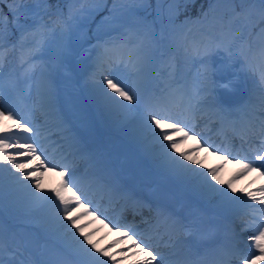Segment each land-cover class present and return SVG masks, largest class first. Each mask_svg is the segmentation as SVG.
I'll return each mask as SVG.
<instances>
[{"label": "snow or ice", "instance_id": "obj_1", "mask_svg": "<svg viewBox=\"0 0 264 264\" xmlns=\"http://www.w3.org/2000/svg\"><path fill=\"white\" fill-rule=\"evenodd\" d=\"M3 2L8 11L0 10V212L7 205L32 217L51 249L46 260L18 261L20 246L10 251L0 226V264H124L133 256L139 257L135 264H264V185L253 191L235 187L237 180L250 173L264 178V0H213L207 11L202 10L195 18L185 16L182 21V11L186 12L195 0H170L166 23L158 25L156 20L137 17L131 27L122 22L121 16L132 14L136 8L151 7L150 0H113L109 16L105 17L113 27L97 36L91 46L96 56L87 82L97 103L114 117L118 127L130 130L146 161L162 180L184 186L225 213L237 204L246 207L247 211L238 217L239 224L230 222L224 239L203 253L186 239L215 235V227L201 220H189L164 208H157L150 220L143 221L148 225L146 232L137 231L136 225L123 220H112L94 203V194L108 203L123 201L124 211L134 216L147 205L122 182L110 154L102 149L89 151L73 136L77 154L90 161L88 168L76 167L75 160L69 161L60 149L49 151L45 141L52 140V136H45L47 121L38 125L3 103L5 76L9 77V92H16L20 86L21 78L10 75L5 68L8 52L18 51L22 78L34 80L38 71L42 77L38 95L44 115L59 116L55 74L64 70L66 41L79 30L82 19L102 10L100 5L107 7V0H71L72 5L80 7L70 5L67 13L58 10L55 14H50L48 0H31L33 8L28 7L29 0ZM221 2L227 10L219 15L216 5ZM88 4L95 7L86 8ZM22 19H32L33 23H21ZM13 29L19 36L10 43ZM157 33L161 39L167 34L185 57L204 68L222 52L256 78L258 91H250L240 105H226L218 92L235 91L237 80L216 81L207 71L201 73L203 79L194 93L176 83L146 91L142 78L152 48L160 42ZM86 35L81 33L82 38ZM53 37L60 41L54 60L38 68L35 62ZM124 51L128 52L126 60L114 55ZM203 105L211 109L219 123L231 128V136L226 135L222 146L201 139L202 133L187 119V113ZM66 125L67 121L60 117L63 132H72ZM190 139L198 146L195 152L202 148L222 163L209 168L193 151H182L181 145ZM232 139L247 144L248 151L232 149ZM55 144L52 140L53 147ZM256 144L259 146L253 147ZM228 163L239 164L241 170L234 179L225 181L220 174ZM49 173L59 177V183L46 189L44 178ZM86 216L95 220L103 216L101 223L110 222L104 227L120 233L122 240L114 241L111 247L127 241L131 244L119 253L100 247L92 238L95 233L86 231L87 225L81 222ZM161 248L169 251L165 253ZM118 254L123 259H117Z\"/></svg>", "mask_w": 264, "mask_h": 264}, {"label": "rangeland", "instance_id": "obj_2", "mask_svg": "<svg viewBox=\"0 0 264 264\" xmlns=\"http://www.w3.org/2000/svg\"><path fill=\"white\" fill-rule=\"evenodd\" d=\"M155 1V0H154ZM158 3L163 0H156ZM151 5H152V0H150ZM29 4H32L31 0H29ZM113 6V1L112 4L109 6V2L107 0V7H104V5H100V8L102 10L93 12L90 17H86L80 21V28L77 31H74L71 35V38L66 41L68 47L67 51L64 57L65 61V67L64 70L58 72L55 74V80L58 78L60 82H63V89L66 90L67 95L62 94L59 92V99L61 100L65 111L67 114L72 117L73 120H75L79 116V111L81 107L88 108L87 106L89 105L90 109L93 112V115L95 118L92 116L87 117V116H82L78 119V121H74L77 125H79L86 133V137L89 140H95L96 133L97 135H100L99 138L101 139L102 143L104 141V138L107 134V132L110 129L113 130H118L122 129L118 127L114 123V117L104 111L102 107L97 103L92 86L88 84V69L91 68V61L92 58L96 56L95 51H91V46L96 43V37L99 35H102L101 33L104 32H109L112 29V25L108 24L107 21L105 20V17L109 16V12L107 11L108 9H111ZM77 7H80L79 4H77ZM76 7V8H77ZM86 8H93L95 7L94 4H88L85 6ZM143 8H136L137 10L139 9H144ZM50 14H55L57 11L53 9H49ZM108 12V13H107ZM54 18V17H53ZM98 19V23H100L99 26L93 25L94 21ZM122 22L127 24L130 21V15L127 16H121ZM131 27V25L129 26ZM98 28L101 29L98 31ZM122 30V29H121ZM101 32V33H100ZM81 33H86V38H82ZM113 35H116L115 32L112 33ZM107 38V37H105ZM59 37H53L50 38L49 43L44 47L42 50V56L36 60V65L38 68H43L45 65H50L52 64L54 57L56 55V52L58 51L59 47ZM12 51L8 52L7 56V62L5 64L6 70L10 68V71L8 73L12 76L15 77H22L21 73L22 70L16 66V64L19 66L20 61L19 57L18 58H11ZM120 53V52H119ZM20 56V54H19ZM52 61V62H51ZM168 61L167 58H161V67L166 73H169L167 71V68H164L163 65ZM51 62L50 64H48ZM16 63V64H15ZM187 70L189 72L192 71V69L188 68L186 65H181L180 70H177L176 74L181 76L182 78H186L187 75ZM13 71V72H12ZM90 72V71H89ZM154 77V69L148 68L147 71L144 73L142 82H149L150 84L153 81ZM8 76H5V91L3 94V103L7 107L8 105H18L17 100L19 102H25L26 100L28 103H25L23 106L24 111L26 112L27 104H29V100L32 99V102L30 103L31 107H33L34 111L36 114H38L43 120L48 119V121L52 122L53 118L46 117L44 115L43 109L40 107L39 102H38V88L36 84H40L38 82V79L35 77L34 80H24L23 78L21 79L19 89L16 92H9L8 87H7V82H8ZM35 85V86H34ZM29 86H31V94H28V89ZM34 88L32 89V87ZM41 108V109H40ZM32 114V113H31ZM30 119V118H29ZM56 121V119L54 118ZM72 121V120H71ZM57 122V121H56ZM98 126V127H97ZM97 127V128H96ZM59 128H55L54 132L59 130ZM123 130V129H122ZM129 132V135H131V132L129 129H126ZM96 131V132H95ZM51 134V133H49ZM53 135V134H52ZM58 137V136H57ZM56 136L53 137V139L56 141L57 138ZM69 134H65L63 131L61 133V138L63 139L61 143L62 147V152L66 151L69 147ZM133 138V137H132ZM134 140V139H133ZM52 143V141H51ZM188 143H184L181 145V150L182 151H193L194 154H197L195 150L191 149H182V146H186ZM49 145V143H48ZM57 149V146H55ZM98 148L96 147L95 150ZM102 150L106 151L107 153L110 154V157L115 165V167L119 168L120 164L124 165V170L120 171L121 175L123 178L127 181H131L133 183H140L142 185L145 180L148 182V186L153 185L154 183L156 184V188L154 191V196L159 195L160 200H165L166 197V192H169V195L167 196V202L170 204L172 207L174 205L175 200L173 195L171 194V189L169 182L163 181L160 175L153 170V174L149 173V168L146 166L144 159L140 155H134L135 163H133L130 160V157L133 159V155H129L131 152L128 150L126 144L124 143H117L114 142L112 144L106 142L104 145L102 144ZM51 152V151H50ZM53 152H56L54 150ZM68 153V152H67ZM71 153V152H69ZM199 156V154H198ZM213 156L211 155V158ZM75 160L76 165L80 163V158L78 156H70L69 161ZM133 159V160H134ZM88 168V167H86ZM19 175V173H17ZM153 176L152 179H149L148 177ZM53 181L47 186L46 189L54 188L59 182V177L57 176H52ZM142 179V180H141ZM192 199H196V196L193 195L191 196ZM123 202L120 201L119 203L115 202L109 210L105 211L107 216L111 217L112 220H118V215H115V211L119 208V211L121 210V207L119 204ZM91 206L89 205V208ZM15 211L10 209L7 205L5 206L1 218H0V225L3 228L4 231V242L7 247H16L20 246L23 247L24 243L26 242V234L25 232L21 229L22 226H27L28 228L32 229L34 231V244L38 249H41V245L45 244L48 242L45 239V236L42 232V230L39 228V226L34 222V219L32 217L27 216V219L23 222V224H17L13 218L10 212ZM83 211V209L81 210ZM18 214H21V217L24 216V214L15 211ZM114 215V216H113ZM123 217L125 218V222L130 223L131 220L134 218L128 219V216L126 215V212H123ZM87 219H90L91 216H86ZM81 221L83 224L87 225L86 231L90 230V224L88 222H85V218ZM116 218V219H115ZM24 218H19V220H23ZM28 219H31L30 222ZM110 225V222H109ZM138 226V225H136ZM100 226H98L96 229L98 230ZM100 233L102 232L99 230ZM123 231V229L121 230ZM137 231H140L139 227H137ZM112 233L116 234L115 231H111ZM245 234V233H243ZM110 233L106 234L103 232V234L100 237H97L96 235L93 236V238L97 239L95 241L99 242L100 247H105L106 245L103 244V246L100 244V241L104 239L105 237H108ZM244 237L247 236V234L243 235ZM27 237L29 239L28 244L29 246L33 245V233L29 232L27 234ZM113 243V240L110 239L109 242L107 243L108 247L110 249L118 247V244H116L115 247H111ZM51 247V244H50ZM49 247V248H50ZM11 250H14L11 248ZM33 252H36L35 254L32 255L31 261H43L46 260L50 257V249H47L45 252H41V256L38 250L33 249ZM19 253L21 255H25L26 252L23 250H20ZM117 253V249L113 252ZM16 260H19L18 257H16ZM125 264H129L130 261H124Z\"/></svg>", "mask_w": 264, "mask_h": 264}, {"label": "bare ground", "instance_id": "obj_3", "mask_svg": "<svg viewBox=\"0 0 264 264\" xmlns=\"http://www.w3.org/2000/svg\"><path fill=\"white\" fill-rule=\"evenodd\" d=\"M36 78L38 79V82L39 83H41V80H42V77L40 76V73L39 72H37V74H36ZM37 86H39L40 84H36ZM38 102H39V105H40V107H41V98H40V96H38ZM41 109V108H40ZM57 112H58V110H57ZM56 115H53V116H49V117H51V118H53L52 119V122L51 121H48V119H46V120H43L40 116H38V117H36V119H35V123L36 124H38V125H44L45 124V121H47V125H46V127H47V131L45 132V136H52V140H54L53 139V137L54 136H61V133H62V131H60V132H56L55 133V135H52V134H49L54 128H56V127H59V125H60V119H59V117H57L56 116V119H57V122L54 120V117H55ZM192 116V118H194V115L192 114L191 115ZM57 140H56V146H57V149H60V150H62V147H61V143H62V141H63V139L62 138H56ZM52 140H46L45 141V143L46 142H49V141H52ZM81 142V141H80ZM73 143V146L70 148H68L66 151H68V150H72V154L73 155H78L77 154V148H76V144H75V142L73 141L72 142ZM190 144H195L196 143V141H194V140H192L191 142H189ZM187 145V144H186ZM82 146V145H81ZM54 147L52 146V144H50V146H49V149H50V151H53L54 149H53ZM201 150H203V149H201ZM201 150H199L198 151V153H201L200 154V160L201 161H203V163L205 164V165H207V166H209V164H211L212 162H216V163H222V161L221 160H219L217 157H215V159L212 161L210 158H209V156L207 157V155L208 154H204V153H202L201 152ZM66 151H64L63 153L65 154V155H68L69 156V159H70V156H72V155H70V154H67L66 153ZM196 155V157L198 158V156H197V154H195ZM203 159V160H202ZM84 162V161H83ZM82 165H83V163H82ZM256 174V173H255ZM52 176H55L54 174H52V173H49V174H47L46 176H45V178H44V187L45 188H47V186L53 181V177ZM248 177L250 178V181H255V182H257L258 183V188L260 187V186H262V185H264V178H260L257 174L254 176V175H248ZM242 183V180L241 181H239L238 182V184L240 185ZM248 191H251V190H248ZM96 200V201H95ZM98 202H100L102 205V207L104 206V207H106L107 208V206H109L111 203H108L107 202V200L106 199H104V200H102L101 199V197H100V195L97 193L96 194V196L94 197V203H98ZM103 202V203H102ZM121 206V205H120ZM119 210V209H118ZM240 210H236L235 212L237 213V212H239ZM86 220V219H85ZM91 221V225L93 226V225H95V224H97V223H99V222H101V220H95L93 217H92V219L90 220ZM213 222L214 223H217V220L216 219H213ZM104 224H102L101 225V227L100 228H102V226H103ZM101 231H103V230H101ZM96 233L99 235V233H100V231H97L96 230ZM112 235H114V237L115 238H117V240H122V237L120 236V235H117V236H115V234H112ZM111 234L108 236V237H105L104 239H102V246H103V244H105L106 246L108 245L107 243L109 242V240L111 239V236H112ZM93 238V237H92ZM93 240L95 241L96 239L95 238H93ZM128 245H130L131 244V241H127L126 242ZM105 246V247H106ZM108 247V246H107ZM113 249V248H112ZM112 249H110L112 252H113V250ZM124 249H126V247L125 246H122V248L120 249V251L119 252H121V251H123ZM166 251H165V253H167L169 250L168 249H165ZM119 258H122V256H120L119 255ZM132 259H136V260H138L139 259V257H132ZM131 264V263H130Z\"/></svg>", "mask_w": 264, "mask_h": 264}, {"label": "trees", "instance_id": "obj_4", "mask_svg": "<svg viewBox=\"0 0 264 264\" xmlns=\"http://www.w3.org/2000/svg\"><path fill=\"white\" fill-rule=\"evenodd\" d=\"M70 5L72 6L71 0H53L52 8H55L59 11L67 12L69 10ZM167 7L169 8V4ZM0 10H2L4 13H7L8 11V5L4 3L3 0H0Z\"/></svg>", "mask_w": 264, "mask_h": 264}]
</instances>
